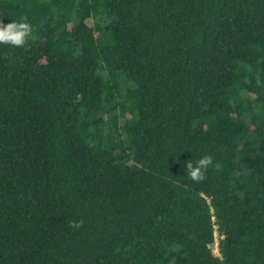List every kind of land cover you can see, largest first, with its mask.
Wrapping results in <instances>:
<instances>
[{"label":"trees","instance_id":"1","mask_svg":"<svg viewBox=\"0 0 264 264\" xmlns=\"http://www.w3.org/2000/svg\"><path fill=\"white\" fill-rule=\"evenodd\" d=\"M12 19L0 264H264V0H0Z\"/></svg>","mask_w":264,"mask_h":264},{"label":"clouds","instance_id":"2","mask_svg":"<svg viewBox=\"0 0 264 264\" xmlns=\"http://www.w3.org/2000/svg\"><path fill=\"white\" fill-rule=\"evenodd\" d=\"M32 33V26L27 20H11L4 24L0 21V44H8L13 47H25ZM212 164L210 157L199 159L195 165L187 163L186 169L189 177L196 182L205 179L203 170ZM79 223H73L72 227H79Z\"/></svg>","mask_w":264,"mask_h":264},{"label":"rangeland","instance_id":"3","mask_svg":"<svg viewBox=\"0 0 264 264\" xmlns=\"http://www.w3.org/2000/svg\"><path fill=\"white\" fill-rule=\"evenodd\" d=\"M214 251H215L216 254H219L217 246H215Z\"/></svg>","mask_w":264,"mask_h":264}]
</instances>
